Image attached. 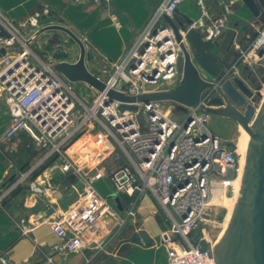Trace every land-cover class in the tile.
Returning a JSON list of instances; mask_svg holds the SVG:
<instances>
[{
    "label": "built area",
    "instance_id": "1",
    "mask_svg": "<svg viewBox=\"0 0 264 264\" xmlns=\"http://www.w3.org/2000/svg\"><path fill=\"white\" fill-rule=\"evenodd\" d=\"M183 1L163 0L156 6L145 29L151 37L143 38L148 40V46L139 44L131 54H124L114 64L111 77L104 81L106 85L126 96L170 88V82L180 73L176 62L180 49L174 37H170L172 29L165 23V29H159V21L164 15L172 17ZM41 17L37 10L18 24L0 12V51L4 52L0 57V96L5 99L10 119L2 138L11 141L23 132L44 153L40 163L0 191V205L42 161L57 156L95 121L105 145L110 141L117 145L126 161L110 174L115 194L124 193L131 198L134 194L140 196L148 192L168 222L171 234H163V240H178L173 244L180 248L179 255L167 245L171 252L167 253L166 264H212L210 252L188 239L202 220L200 216L208 202L211 181H221L234 168V156L207 126L211 114L189 108L190 120L185 124V113L173 120L156 109L158 102L137 103L144 114L139 122L127 111L120 110L119 105L125 104L109 102L104 93L97 91L92 103L87 105L74 93L72 82L53 70V66L33 63V59L41 60L31 49L30 36L27 37L22 28L26 27L34 35ZM112 20L118 24L115 16ZM225 21L226 16H221L213 22L215 39L221 34ZM154 27L156 36L151 33ZM137 47H143L141 55ZM2 74L6 75L4 79ZM210 98L209 94L202 93L201 104L206 105ZM76 115L81 118L79 122ZM30 187L37 189L33 183ZM88 193L92 195L91 191ZM95 200L94 209L103 211V201L99 197ZM127 215L133 216L131 208ZM82 232L80 226L76 227L75 235L81 236ZM67 248L75 251L76 246L69 244ZM10 262L6 253L0 257V264Z\"/></svg>",
    "mask_w": 264,
    "mask_h": 264
},
{
    "label": "crops",
    "instance_id": "2",
    "mask_svg": "<svg viewBox=\"0 0 264 264\" xmlns=\"http://www.w3.org/2000/svg\"><path fill=\"white\" fill-rule=\"evenodd\" d=\"M162 1L79 0L78 6L65 8L66 22L60 25L72 30L84 43L87 70L106 81L114 64L132 47ZM56 2L0 0V12L21 24L30 13L52 7ZM113 16L118 19L117 25ZM221 16H226V21L217 39L224 46L231 43L232 47L246 24L257 28L240 0H184L172 18L185 29L196 28L205 39L214 40L213 22ZM6 119V126L0 130V142L10 121L7 108ZM26 136L21 132L14 137L11 147L0 146V191L40 163L44 153L39 151L40 157L33 151L24 154L25 148L18 144ZM105 147L99 131H86L57 156L42 161L28 179L13 188L0 205V257L6 253L10 264H166L167 248L161 242V230L166 225L159 215L153 216L152 211L148 214L152 207L148 193L140 199L136 210L141 222L133 219V225L128 222L115 232L120 211L129 210L131 205L126 204L129 197L123 199L113 190L102 153ZM32 183L36 190L30 187ZM113 194L118 196L121 208ZM98 197L104 203L100 212L93 205ZM78 226L83 230L81 236L75 235ZM139 231L147 234L152 245L146 247L142 240L131 242ZM69 244H75V251L67 248Z\"/></svg>",
    "mask_w": 264,
    "mask_h": 264
},
{
    "label": "water",
    "instance_id": "3",
    "mask_svg": "<svg viewBox=\"0 0 264 264\" xmlns=\"http://www.w3.org/2000/svg\"><path fill=\"white\" fill-rule=\"evenodd\" d=\"M240 1L251 13L253 25H263L264 0ZM164 23L172 29L174 39L182 54L181 78L171 89L144 92L136 96H126L116 89H111L104 81L87 70L84 43L69 28L53 24L40 28L36 34L56 30L69 36L78 46L79 58L74 63L58 62L53 66V70L68 82L85 83L98 93H104L109 102L115 100L125 104L119 107L121 110L127 109L129 103L176 102L186 108L185 114L189 108H198L212 116L223 115L235 119L245 129L253 131L245 155L244 173L237 203L225 234L221 241L213 247V261L214 264H264V101L253 120L255 111L250 104L254 101L252 90L234 75L233 68L229 67L223 54L218 51L221 47L225 53H228L231 43L224 46L217 38L205 39L204 34L198 29L193 27L185 29L183 24H175L173 18L166 15L160 19L159 29H165ZM152 35H157L155 27ZM148 44L146 40V46ZM214 49L217 53L212 52ZM143 50L141 47L139 55L143 53ZM3 54L4 52L0 51V57ZM262 55L264 51L261 49L258 56L261 58ZM260 63L264 65V59ZM202 70L208 73L214 81L205 79L200 73ZM5 76L2 74V79ZM207 89L215 90L217 95L210 98L203 106L201 95ZM189 120L190 114H187L184 123L186 124ZM112 197L121 208L118 196L113 194ZM140 240L146 247L152 245V241L143 231L135 233L131 242L140 243Z\"/></svg>",
    "mask_w": 264,
    "mask_h": 264
},
{
    "label": "rangeland",
    "instance_id": "4",
    "mask_svg": "<svg viewBox=\"0 0 264 264\" xmlns=\"http://www.w3.org/2000/svg\"><path fill=\"white\" fill-rule=\"evenodd\" d=\"M89 4V3H87ZM78 6V0H58L52 7H48L44 10H38L41 12L42 17L39 19L38 25H37V32L40 30V28L53 25V24H62L65 21V13L63 11L67 6ZM45 8V7H44ZM31 14V13H30ZM253 18V17H252ZM176 24V23H175ZM146 29V27H145ZM145 29L142 31V33L135 38V42L133 43L132 47L128 50L127 53L131 54L132 51L135 50V47L139 44H146V40L143 39L146 37V39L150 38V33L146 34ZM23 33L29 37L30 36V46L33 50L34 54L38 59L42 61H35L33 59V63H36L37 66L44 64H49L50 66H54L58 62H74L76 59H78V53L79 49L75 42H73L69 36L65 35L64 33L60 31H45L40 34L33 33L27 29L26 27L22 28ZM172 32V31H171ZM152 33V31H151ZM243 34H239L235 39L234 44L226 53V59L229 67L231 69L233 68V73L236 75L242 82L245 83L247 87L250 88L253 92L254 101L250 102V104L254 107L257 105L260 101V96H257V92L262 88V85L264 84V65L261 64L262 60L264 59V55L261 56V58L258 56V53L262 49L264 51V42L258 45V40L261 38V35L264 33V24L257 26L255 29L254 26H251V24H246V27L243 28ZM183 35V34H182ZM257 42V43H256ZM256 43V44H255ZM140 46V45H139ZM138 50H140V47H137ZM215 50V49H214ZM222 49H218V51H221ZM217 53V51L215 50ZM125 53V54H127ZM121 60V59H120ZM177 69L178 73L181 71L180 66L182 63V54L179 53L177 58ZM114 67V66H113ZM203 74V77L205 79H208L210 81H214V79L205 71H201ZM181 72L173 79L172 82H170V88L175 86L176 82L179 80ZM101 79V78H100ZM103 80V79H102ZM104 81V80H103ZM71 86L73 87L74 93L83 102H86L87 105H90L92 103V99L96 96V91L88 86L87 84L83 83H71ZM204 94H209L210 96L214 97L217 95L215 90H205L203 92ZM4 97L0 96V130L6 126V104L4 103ZM79 105V104H78ZM128 108L124 111H127L129 115L135 117L139 122H142L144 118V114H142L141 106L135 105V106H127ZM79 111L80 106L78 107ZM156 109L163 114L167 115L170 119H180V117L184 114L186 111L185 107L179 105L176 102H167V101H159V103L156 105ZM121 110V109H120ZM122 111V110H121ZM80 114V112H79ZM85 114V113H84ZM82 115V114H81ZM78 119L77 122L81 120L79 115H76ZM89 126V127H88ZM207 126L210 127L211 131L217 135L219 138V141L222 143L224 148L230 152L234 153V150L236 147H238V142L236 141L237 134H238V121L233 120L232 118L225 117L223 115L219 116H210ZM89 128V129H87ZM86 131H90L92 129L100 130V126L95 122H91L86 126ZM2 139L0 142V146H7L11 147L12 143H14V138H12L11 141H4ZM16 141V140H15ZM21 144L22 148H25L27 151H33L35 154L40 157L39 149L35 146L33 140L30 136H26L23 139L19 140V143ZM103 155L106 160V171L108 174H112L114 171H116L121 164L126 163L124 160L123 154L121 153L120 149L117 145H114L111 141L110 143H106V148L103 150ZM55 157V156H54ZM52 158V157H51ZM239 156H235L233 159L234 168L233 170H230V172L227 174L225 178L222 179H228L232 180L236 177L237 173V166L239 164L238 161ZM239 167V166H238ZM111 176V175H110ZM219 180V179H218ZM220 181V180H219ZM221 182V181H220ZM232 186L230 184H227L226 189V198L221 201L220 198L215 197L214 201L218 203L219 200L222 203L220 205L221 210H216L213 215H209L207 217L205 215V220H201V222L193 229L192 233L188 236V239L193 244H197L200 246V248L203 251L210 252L212 259H214L213 255V237L218 232L219 228L221 227V222L227 221L229 216V212L227 211L226 204L229 202L228 199H230L233 196L232 192ZM148 193V192H147ZM147 193H144L143 195H146ZM149 194V193H148ZM123 199L126 196H128L124 193L119 194ZM134 194L131 198H128V201H126V204H128V207L131 205L132 212L134 213L133 216L128 217L127 212L128 209L120 211V215L118 217V223L116 226V233H118L123 227L128 224V222L133 225V219H137V207L140 199L144 197L143 195L135 196ZM150 195V194H149ZM151 200V208L148 211H152V215L160 216L164 223L165 228L161 230V234H171L168 230V222L166 218H164V215L161 212V209L159 205L156 203V201L150 197ZM214 210L215 208L212 207ZM207 219V220H206ZM129 220V221H128ZM137 221L135 224H137ZM141 221H138L140 223ZM224 224V223H222ZM114 229V228H113ZM115 230V229H114ZM210 235L211 240H209L208 236ZM163 237H161L162 244L167 248V253L171 252L167 245H170L174 250L173 242L176 243L177 238L174 241L165 242L163 240ZM171 237V235H170ZM167 256V255H166Z\"/></svg>",
    "mask_w": 264,
    "mask_h": 264
},
{
    "label": "bare ground",
    "instance_id": "5",
    "mask_svg": "<svg viewBox=\"0 0 264 264\" xmlns=\"http://www.w3.org/2000/svg\"><path fill=\"white\" fill-rule=\"evenodd\" d=\"M169 35H170V33H169ZM170 37L171 38L174 37L173 33H171ZM263 42H264V33L261 35V38L258 40V45L263 43ZM172 46H173V49H176L175 45H172ZM172 46H170V47H172ZM178 48H179V46H178ZM180 54H181V52H180ZM181 65H182V63H181ZM180 68H181V66H180ZM200 73H201V71H200ZM201 75L203 76L202 73H201ZM180 78H181V75L179 77V80H180ZM178 81L175 84H177ZM169 89H171V88H169ZM164 90H165V88L161 87V88H159V90L154 91V92H159V91H164ZM129 96H131V95H129ZM257 96H260V101H259V103L257 105L254 106L255 114H254L253 120H255L256 115L259 112L258 110H259V108L261 107V105L263 104V101H264V84L262 85V88L257 92ZM129 105L135 106L136 103H134V104L129 103ZM129 105H127V106H129ZM119 106H121V105H119ZM123 110H126V109H123ZM90 113H91V111H90ZM238 124H239V127H238V134H237V138H236V141L238 142V147L235 148L234 153L232 154L234 157L235 156H237V157L239 156V158H238V161H239L238 166L239 167L237 166L236 177L234 179H232V180H229V181H228V179H222L221 182H219V181H213L212 182L211 181V183H210L211 192H210V195H209V197L207 199L208 202H207V205L205 206V208H204V210L202 212V215L200 216V217H202L203 220H205V215L207 217H209V215H213L216 210H221V207H220V205H218V203L221 204L222 203L221 201L226 198L227 184H230V186H232L231 190L233 192V196L230 199H228L229 202L226 204V206H227L226 208H227V211L229 212V216L230 217H228L227 221L221 222V227L219 228V230L216 233V235L213 237V247H214L215 244H218L221 241L223 235L225 234L227 226H228V224L230 222V219L232 217L231 215H232L233 210H234V208L236 206V203H237L236 200H237V197L239 195L240 188H241L240 183H241L242 175L244 173L243 169H244V166H245V159H246L245 155H246L247 150H248V145H249V142H250L249 139H250V137L253 134L252 130H247L243 126H241L240 123H238ZM249 126H250V124L248 125V127ZM215 197L220 198L221 201L216 200V201H218V203H216L214 201ZM212 207L215 208V209L213 210ZM222 223H224V224H222ZM208 238H209V240H211L210 235L208 236ZM173 247H174V250H175L174 253L176 255H179L180 248L177 247L176 245H173ZM212 258H211V261H212V264H214V261H213Z\"/></svg>",
    "mask_w": 264,
    "mask_h": 264
}]
</instances>
